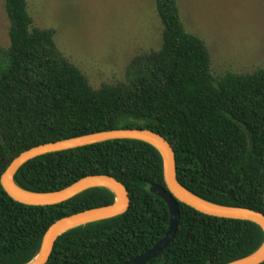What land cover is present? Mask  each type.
<instances>
[{"label":"trees","instance_id":"1","mask_svg":"<svg viewBox=\"0 0 264 264\" xmlns=\"http://www.w3.org/2000/svg\"><path fill=\"white\" fill-rule=\"evenodd\" d=\"M153 1L160 48L131 60L126 83L94 89L58 50L54 30L34 26L27 0H4L9 46L0 47V177L18 155L42 144L149 130L172 147L177 180L188 192L264 214V68L213 75L210 52L186 31L178 0ZM97 175L127 189L128 210L65 232L46 264H124L163 238L168 210L150 192L152 186L166 189L162 158L149 144L113 140L46 154L24 164L13 181L25 191L48 193ZM114 201L109 190L92 188L61 204L26 206L0 185V264L30 263L52 223ZM263 241V230L252 222L179 203L173 240L147 264H228Z\"/></svg>","mask_w":264,"mask_h":264},{"label":"rangeland","instance_id":"2","mask_svg":"<svg viewBox=\"0 0 264 264\" xmlns=\"http://www.w3.org/2000/svg\"><path fill=\"white\" fill-rule=\"evenodd\" d=\"M34 26L52 29L54 41L89 84L126 83L137 55L157 51L161 25L153 0H27ZM187 32L201 38L213 75L264 68V0H178ZM9 22L0 0V47ZM2 65V66H1ZM0 64V71L3 69Z\"/></svg>","mask_w":264,"mask_h":264},{"label":"water","instance_id":"3","mask_svg":"<svg viewBox=\"0 0 264 264\" xmlns=\"http://www.w3.org/2000/svg\"><path fill=\"white\" fill-rule=\"evenodd\" d=\"M113 140H135L154 147L162 158L163 178L166 189L152 186L150 192L161 199L168 210L169 223L163 238L150 250L124 264H147L160 255L173 240L178 227L179 203L185 204L204 215L249 221L264 232V214L246 208L226 207L208 203L184 189L177 180L175 154L170 144L160 135L149 130L121 129L87 134L33 147L22 152L11 161L0 177L4 192L15 202L26 206H52L61 204L92 188H105L115 196L111 205L82 211L52 223L45 232L36 257L28 264H46L59 236L86 224L116 218L124 214L130 204L127 189L109 175L84 177L58 191L32 193L25 191L13 181L16 172L27 162L37 157L72 150ZM264 262V241L251 255L228 264H262Z\"/></svg>","mask_w":264,"mask_h":264}]
</instances>
